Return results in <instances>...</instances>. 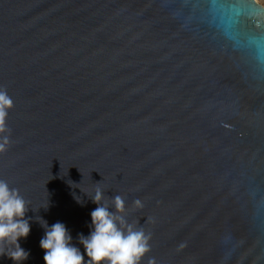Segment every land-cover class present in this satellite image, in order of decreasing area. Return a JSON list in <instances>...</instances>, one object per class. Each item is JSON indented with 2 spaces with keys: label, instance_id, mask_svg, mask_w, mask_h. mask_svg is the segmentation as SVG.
<instances>
[{
  "label": "water",
  "instance_id": "1",
  "mask_svg": "<svg viewBox=\"0 0 264 264\" xmlns=\"http://www.w3.org/2000/svg\"><path fill=\"white\" fill-rule=\"evenodd\" d=\"M0 89L14 102L0 180L29 207L23 264H45L43 220L84 252L100 181L151 234L141 264H264L256 0H0Z\"/></svg>",
  "mask_w": 264,
  "mask_h": 264
},
{
  "label": "clouds",
  "instance_id": "2",
  "mask_svg": "<svg viewBox=\"0 0 264 264\" xmlns=\"http://www.w3.org/2000/svg\"><path fill=\"white\" fill-rule=\"evenodd\" d=\"M14 107L6 89H0V153L10 145L11 130L6 120ZM101 182V181H100ZM96 182L92 196H87L97 207L91 211V231L88 236L79 234L78 240L84 252L72 243V236L62 222L48 226L43 219L45 234L40 240L44 250L45 264H141L151 250L150 233L127 219L125 199L120 195H106ZM77 202H81L80 198ZM137 209L143 208L139 199L134 202ZM27 201L19 190L0 180V257L6 256L14 264H23L29 257L20 245L31 231ZM85 254L87 259H85ZM149 264H155L150 260Z\"/></svg>",
  "mask_w": 264,
  "mask_h": 264
},
{
  "label": "rangeland",
  "instance_id": "3",
  "mask_svg": "<svg viewBox=\"0 0 264 264\" xmlns=\"http://www.w3.org/2000/svg\"><path fill=\"white\" fill-rule=\"evenodd\" d=\"M257 3H259L260 5L264 6V0H256Z\"/></svg>",
  "mask_w": 264,
  "mask_h": 264
}]
</instances>
